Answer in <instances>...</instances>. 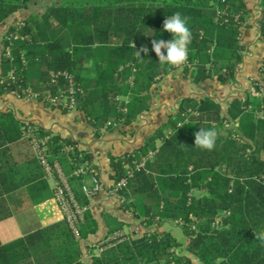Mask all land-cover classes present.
<instances>
[{
  "label": "trees",
  "instance_id": "16d2710c",
  "mask_svg": "<svg viewBox=\"0 0 264 264\" xmlns=\"http://www.w3.org/2000/svg\"><path fill=\"white\" fill-rule=\"evenodd\" d=\"M41 1L0 0V23ZM258 1L256 27L264 39V0ZM175 12L188 17L192 33L188 62L180 68L182 77L194 83L236 82L247 49L242 29L252 26L244 0H55L44 14H30L21 21L23 37L14 41L11 57L3 50L0 77L6 80L0 83V93L27 98L31 90L44 101V91L57 94L68 84L63 77L53 82L50 72L68 71L79 89L74 109L83 111L94 135L108 121L130 125L151 110L154 87L177 69L161 66L151 45L152 40L172 39L163 22ZM16 29L11 26L3 36ZM2 41L3 48L9 45L7 39ZM145 46L149 51L141 53V62L136 52ZM90 58L95 75L89 81ZM262 68L264 62L260 74ZM11 69L15 79L8 78ZM254 88L259 94L225 101L208 95L183 97L139 147L108 155L112 183L133 172L121 191V207L154 229L113 238L110 245L102 243L106 235L91 246L92 251L104 247L99 254L93 251L89 264H195L194 259L198 264H264V244L254 237V232L264 230V90L260 92L259 84ZM114 124L107 128L113 130ZM213 127L218 132L215 148H196L194 133ZM28 128L49 137V161L61 164L79 202L89 204L81 187L88 181L86 175L73 171L89 161L99 177L93 154L69 137L17 118L12 110H0V220L11 214L6 193L35 179L44 186L37 188H48L30 138L24 136ZM149 154L153 155L137 169ZM29 167L36 169L35 175L24 171ZM164 221L181 226L188 238L184 247L170 231L155 229ZM97 229L88 209L79 224L80 238L62 219L8 244L0 242V264H16L27 257L34 264H87L82 260V241ZM119 229L122 225L108 233Z\"/></svg>",
  "mask_w": 264,
  "mask_h": 264
},
{
  "label": "crops",
  "instance_id": "0c3cea01",
  "mask_svg": "<svg viewBox=\"0 0 264 264\" xmlns=\"http://www.w3.org/2000/svg\"><path fill=\"white\" fill-rule=\"evenodd\" d=\"M244 1L249 11L247 23L252 26L242 29L241 40L247 43V49L243 51V62L238 66L234 83L221 84L210 79L194 83L189 78L182 77L180 71L174 70L164 76L154 87L152 91L154 101L150 111L142 114L137 121L130 125L114 124L113 130H109L105 126L103 127L104 131H102L103 128L100 129L98 135H94L93 127L88 123L83 111L72 109L64 113L60 107H51L36 98H21L13 92L0 93V110H12L17 118L35 121L45 129L52 130L54 134L69 137L77 141L81 147L88 149L100 168L99 178L103 186L107 188L112 184V179L109 176L112 169L108 155H119L139 147L144 139L165 122L170 113L176 110L179 99L186 96L200 98L208 95L225 101L231 97L244 98L248 94L255 95L254 81L262 80L264 77L259 73L260 66L264 62V39L260 38L259 30L256 27V20L261 12L258 0ZM23 10L25 9L13 13L0 23V75L3 69L2 36L11 26H17L23 18L28 16ZM255 37L258 38L257 43ZM253 43L259 45L258 55L253 52ZM86 66L89 70L90 81L95 75L91 58L86 60ZM229 91H231L230 95H225V92ZM232 124L237 125L238 122L234 121ZM24 171L33 175L37 172L34 167L25 168ZM85 179L89 180V176L86 175ZM53 186H55V181L48 179V188H37L44 186H39L35 179L5 194L11 214L0 220V242L2 244H8L38 228L64 219L56 198L53 193L51 194ZM121 202L109 197L105 191L90 200L89 211L96 219L98 229L96 233L90 234L86 240L82 241V260L87 264L91 261L93 251L95 254H99L101 251L100 247L92 251L91 246L105 238L106 235L109 234L108 237H113L115 233L119 232L133 237L137 236L132 231L138 229L137 225L140 221L129 210H124L121 207ZM165 222L155 229L158 230L161 227L163 232L169 231L163 227ZM117 225H122V229L108 233L110 228ZM184 241L188 242L186 236ZM194 263L198 264V261H194ZM16 264H34V262L27 257Z\"/></svg>",
  "mask_w": 264,
  "mask_h": 264
},
{
  "label": "built area",
  "instance_id": "2783aa9c",
  "mask_svg": "<svg viewBox=\"0 0 264 264\" xmlns=\"http://www.w3.org/2000/svg\"><path fill=\"white\" fill-rule=\"evenodd\" d=\"M21 26L22 23H19L17 25V29L15 33H13V35L9 37L2 36V40L7 39L9 41V45L3 48L4 55L6 57H11L12 46L14 45V41L23 37L19 34V30ZM263 69L264 68H262V70ZM176 70L180 71V68ZM261 75L264 76L263 71ZM59 77H63L68 81L67 87L65 89H60L57 92V94H52L49 90L44 91V101L49 103L51 106L65 107L69 110H72L76 105V96H77V91L79 89L73 78V75L68 71L50 72V79L53 82L56 81V79H58ZM8 78L15 79L14 69H11L8 72ZM5 80L6 78L0 77V83H3ZM256 84L260 85L261 88L260 92H262V90H264V82L260 79L259 82L258 80L254 82V86ZM254 94L257 95L259 94V92L255 91L254 89ZM26 95L27 98H37L38 96L37 93L31 90H27ZM122 100L125 102V104L128 103V97H125ZM125 109L126 108L124 107V110ZM111 124L114 123L111 121L107 122V126ZM102 131H104V128L102 129ZM24 136L30 138L33 150L45 171L46 178L52 180L53 182L55 181V186H53V195L56 198L59 207L63 213V218L66 220V222L72 229L74 235L77 238H80L79 224L84 219V214L89 209V204L84 205L79 202L78 198L74 193L71 182L69 180V175L65 173L61 164L58 161H55L53 163L49 161L48 151L46 146L49 137L40 136L33 128H28L27 130H25ZM152 155L153 154H149L147 157H144L141 160V162L138 163L137 169L143 167L146 160L150 158ZM81 174H85L89 176V180L83 181L81 186L84 195L89 199V201L94 196L98 195L103 191H105V193L109 197H113L120 202L123 201L124 198L121 194V191L128 186V180L133 176V172H129V174L126 177L119 179L118 181L112 183L109 187L105 188L100 178L93 174L91 163L89 161H85L83 164H81V166H79L77 169L73 171V175L79 176ZM124 235H125L124 233L117 232L113 237H108L102 243H106L107 245H110L111 242L109 241L111 239L116 237H123ZM103 247L104 246L100 247L99 250H102Z\"/></svg>",
  "mask_w": 264,
  "mask_h": 264
},
{
  "label": "clouds",
  "instance_id": "9594fccd",
  "mask_svg": "<svg viewBox=\"0 0 264 264\" xmlns=\"http://www.w3.org/2000/svg\"><path fill=\"white\" fill-rule=\"evenodd\" d=\"M163 30L172 35L170 40H152V51H154L161 66L181 68L188 62L189 45L192 42V33L188 27V17L182 16L180 12H175L167 17L163 22ZM149 49L145 46L137 50V58L143 62L141 53L145 55ZM182 127V126H181ZM194 145L201 150L211 151L215 148L218 139V132L213 128H200L194 133ZM256 240L264 244V230L254 232Z\"/></svg>",
  "mask_w": 264,
  "mask_h": 264
},
{
  "label": "rangeland",
  "instance_id": "374dc122",
  "mask_svg": "<svg viewBox=\"0 0 264 264\" xmlns=\"http://www.w3.org/2000/svg\"><path fill=\"white\" fill-rule=\"evenodd\" d=\"M54 2H55V0H42L38 4L30 6L29 8H27L23 11H24L25 15H30V14L42 15L46 12L47 8ZM254 39L256 40V43H257L258 38L255 37ZM256 43L252 44V49H253V52L255 53V55H258L260 50L258 48L259 45H256ZM258 82H259V80H258ZM194 87H196V86H194ZM230 93H231V91L225 92V95H230ZM137 226H138V229L132 231V232H134V235H140L145 229H154L153 227L152 228H146L141 223H138ZM163 227H164V229L171 231L172 234L175 235V237L177 238L178 241H184L185 240V235L183 234L181 227L179 225L172 223L170 221H166L165 223H163ZM158 231L163 232L164 230L160 227L158 229ZM129 233H131V232H129ZM186 243H187L186 241H184L182 243L183 247L186 245ZM194 261H197V260L194 259Z\"/></svg>",
  "mask_w": 264,
  "mask_h": 264
}]
</instances>
